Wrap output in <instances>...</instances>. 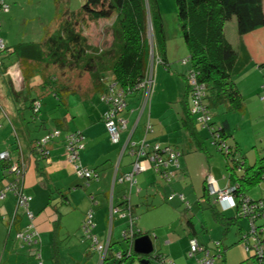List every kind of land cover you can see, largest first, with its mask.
I'll return each mask as SVG.
<instances>
[{
  "label": "crops",
  "instance_id": "0c3cea01",
  "mask_svg": "<svg viewBox=\"0 0 264 264\" xmlns=\"http://www.w3.org/2000/svg\"><path fill=\"white\" fill-rule=\"evenodd\" d=\"M168 40L169 38L167 37L165 59L169 62V67L165 68L163 65L156 67L153 85V87L155 86V91L153 90L154 95L152 92L147 102H143V95L141 94L135 98L127 99L126 109L120 113L118 112L116 115L117 121L122 123L124 121L126 124V127L120 133L119 142H121L119 144L112 143L107 126L105 125L104 116L109 109V103L107 101L105 103L104 100V104L101 103L98 105L99 110L96 111L97 113L90 114L88 112L86 121L80 125L74 121L75 116H72L71 120L69 117L70 112L68 108L70 105L69 97L71 95H67V104L65 106H60L57 97L52 93L41 92L39 90L38 94L33 96L32 89H34L35 85L42 82V78L35 76L31 84L26 85L24 81L21 80L20 82L17 59L12 56L10 58L11 60L7 61V67L3 71L4 73L0 74V105L2 107H0V115L6 119L11 116L10 120L17 133V138L14 140L13 134L9 132L10 136L0 141V152L9 150L11 160L18 164L20 162V164L25 166V171L21 177L23 191L31 196L29 210L34 213V224L41 237V243L37 248L40 249L41 256L47 260L52 258L51 254H54L53 257L59 263L57 241L60 240L61 228L64 226L62 223L64 213L68 212L69 209L75 210L78 207H83L84 216L88 211L92 210L94 213L93 236H96L101 243L106 244L109 242L111 245L113 244L112 251L116 249V246H114L115 243H121L125 230L119 233H115V231L117 227H120V231L124 229L122 223H127V227L129 226L130 216L124 212L125 204L123 203V195L126 192L128 183H121L116 178L130 171V167H126L131 162H124L127 154L133 156L130 148L125 146L127 137L131 135L133 140L143 139L145 126L148 123L153 125L152 133L146 134V139L149 142L152 144L159 143L165 146H173L181 154L179 156V167L175 165L168 167V170L173 173L171 180L165 179L153 166H148L146 170L142 171V173L145 172L146 177L142 181L136 177L137 185L135 186L138 187L133 192V194L135 193L134 196H136L133 197L132 195L134 206L132 214L135 217L133 222L135 228L141 230V234L138 235H150L148 230L150 226L143 219L154 221L155 224L152 228H159L161 230L160 233L155 230L156 233H154V236H156V244L162 246L163 241H167L168 244H175L176 240H173V231L171 230L174 224L172 220L174 213L170 209L174 210L175 207H180L183 203L186 206L189 204L187 207L190 208V201H194L195 193H197L196 199L200 202L201 199L203 201L207 197H203L206 181L205 172L207 171L208 174L215 178L220 188H226L230 184L229 177L226 176L228 182L225 186H222L219 178L213 173V171L219 173L222 170V158L218 157L217 153V150L220 149L213 143V138L212 143L217 150L213 148L211 143L205 140L204 136L206 134L203 135L201 133L202 130L200 127L208 129L211 137L212 132L209 126H206L198 120L199 114L192 116L195 122L191 124V126L197 127V139L187 130L189 124L187 122L185 123V117L188 115L189 108L193 107V100L192 97L190 98V96L186 95V84L184 86L182 79L179 78L180 72L183 73L186 67L182 61L180 63L176 62V56L171 50V45ZM182 55H184V51H182ZM173 84H175L180 92V95L175 94L174 99L168 89ZM86 86V89L82 88V91L84 90V93L82 92L83 100L88 99L90 95L95 93L92 91L89 83ZM51 96L50 101L48 97ZM35 98H39L42 102L37 111L31 108L32 100ZM219 106V108L223 107L224 109L225 107L227 109L225 105ZM34 113L39 115L37 116ZM215 115L214 121L216 125H224L223 122L227 121L229 125L228 129L232 132V126L229 120L227 118L223 121L216 120ZM31 122H34L33 131L36 134L30 130ZM48 122L53 123L51 128L47 126ZM58 125H62V131L64 132L74 130L83 131L86 136V145L80 153L81 163L94 169L98 178L86 180L85 178L77 176L74 165L67 156L66 142L63 136L48 142L46 148L49 154L46 158L42 156L43 154H40L43 152L42 148L36 149V141L48 131L58 128ZM8 129H11L10 125L5 126V130L0 133V136L8 132ZM189 130L191 129L189 128ZM216 159L219 160L220 167L215 163ZM4 167L5 163L0 161V190L5 189L15 179L9 172L5 174ZM119 183L121 184L119 185ZM199 184L200 190H198ZM80 186L85 188L86 194L78 190ZM87 186L88 189L86 190ZM177 191L182 196H179ZM6 192V197L0 201V264H13L12 261L15 264H29L28 258L31 257L25 254L24 250L29 251L30 249L28 250L26 247L22 248L17 237L18 230L24 228L28 222L27 216L24 213L26 210L24 208L18 210L17 223L9 231L7 222L15 213L16 195L11 190ZM62 194H67L68 202H64V196ZM209 202L210 204L211 202L216 203L213 198H210ZM112 205L117 207V211L111 216L110 207ZM216 205L223 212L234 209V207L224 209L221 205L217 203ZM155 214L157 218L162 219V222L156 221L154 218ZM183 218L181 222L183 227H187L184 236H186L187 240L189 239V250H191L190 243L192 239H197L200 244L208 247V243L200 242L197 236H195L197 232L193 218L185 214ZM190 219L194 223L192 224V229L189 227ZM136 220L137 223H135ZM82 235H84V232ZM83 238L84 244L89 247L85 249L84 255L81 256H86L89 264H105L106 261L104 262L103 252L99 251L94 245L92 247L90 241H85L84 236ZM152 240L154 243L153 238ZM18 245L20 251L16 250ZM162 249L168 253V255L163 254L165 260L170 259L176 264L172 258L174 250L169 251V249L159 247V250ZM29 254L34 255L31 251H29ZM153 256L154 253L152 256H146L150 260L149 263H151ZM142 257L145 258V256ZM221 258L225 259L224 263H229L226 254H223ZM37 260L39 259L37 258ZM35 263L40 264L39 261ZM195 263V261L189 260V264ZM215 264H218L217 260H215Z\"/></svg>",
  "mask_w": 264,
  "mask_h": 264
},
{
  "label": "trees",
  "instance_id": "16d2710c",
  "mask_svg": "<svg viewBox=\"0 0 264 264\" xmlns=\"http://www.w3.org/2000/svg\"><path fill=\"white\" fill-rule=\"evenodd\" d=\"M11 2L12 0H0L1 10L10 12ZM175 2L181 32L189 51V55L182 59H187V62L183 64L186 67L183 72L186 79V95L192 97L193 100L195 87L190 82V75L193 73L197 83L204 86L200 107L203 110L202 113L210 117L205 125L209 126L213 142L218 145L221 142H226V138L232 133L228 129L227 121L223 122L224 125H216L212 110L219 105H225L227 110H244V95L235 80V75L241 72L251 58L243 42L245 56L240 55L234 48L232 42L228 39L226 24L233 16H236L240 35H246L264 27V0H175ZM7 7L8 9L5 10L4 8ZM100 19H107L110 22L107 30L112 36V41L107 46L90 43L89 38L84 33L86 23L90 20L92 22ZM47 29L45 37L40 41H22L10 44L2 38L4 46L0 48V74L4 73L7 61L14 56L19 64L20 82L22 80L26 85H30L35 76H40L42 82L39 87L43 88V92L54 94L60 106L67 104L68 93L76 92L77 87L72 82H61L55 72L51 70L55 66L62 68L63 71L67 68L77 69L82 77L84 74H88V83L95 93L102 96L120 95L123 101H126V106L120 108L117 113L126 109L127 99L135 98L141 94L144 102L146 91L142 83L152 63L153 49L154 59L160 60L158 66L169 67V62L165 59L167 37L163 28L158 0H86L79 11L66 12L62 16L61 23L54 31L50 28ZM77 84L80 87L83 86L80 82H77ZM36 101L42 104L39 98H35L32 100V110L35 108L34 103ZM193 115L194 113L190 107L188 115L185 117V123L189 124L187 128L189 133L197 139V127L191 126L192 122H195ZM1 118L0 115V127L2 126ZM150 124L148 123L145 126L143 139H146V134L152 133L153 125ZM55 129H59L61 133L53 137L51 141L63 136L64 141L67 142V137L72 133H81L85 136L81 130L64 132L62 131V125H58V128L48 131L36 141V149L42 148L43 152L40 154H43L42 156L45 158L49 154L46 148L48 143L44 145L40 144L39 141ZM109 137L111 139L110 134ZM135 140L141 141L142 139ZM84 143L86 145V136ZM149 143L154 145L151 142ZM227 147V150L220 148V151L227 160V167L230 171L228 175L230 184L236 186L233 193L237 201V206L234 207L236 214L229 216L228 212H223L213 202H211L210 208L213 211L214 218L228 229V226L234 223L238 217L245 215L244 210L249 208L246 207L248 200L251 204L256 203V209L248 210L250 215H246L249 218H254L253 224H251V228L242 233L240 242L244 244L249 257L255 258L258 264H264V224L257 225V220L264 218V198H252L246 192L249 187L264 181V156L257 157L254 163H249L246 154L238 143L231 146L227 145ZM170 148L174 149L173 146H170ZM148 152L150 153L151 150H148ZM135 158L136 156L134 160ZM133 161L130 163L131 166ZM2 162L5 163L6 174L8 172L6 168L11 167L10 160ZM19 165L22 164L19 162ZM133 192L134 189L132 194ZM62 195L64 196V202H68L67 194ZM205 196L209 201L210 198L214 199L208 191L206 181L203 197ZM24 213L28 222L18 232H24L31 221L35 223V216L30 219L27 212ZM14 215L12 222H7L9 231L17 223L18 211ZM132 217L135 220L133 215ZM189 222V227L192 229L194 223L191 219ZM133 227L136 231H140L136 232L135 235L141 234V230L135 228L134 223ZM254 227L256 230L252 231ZM17 237L22 248L30 249L29 251L33 252L39 259L38 261L43 263L40 249L37 248L41 243L40 233L38 242L31 245L18 235ZM124 240L130 244L131 254L126 253L129 249L126 252L123 251L121 256L116 253V256L121 258L120 262L122 263L126 258L133 255L142 259V255L132 250V239L124 238ZM220 242L222 243V241ZM254 244L259 249L253 253L254 248L252 245ZM112 246L113 244L109 243L104 262L108 260L110 253L113 256ZM247 247L249 248L247 249ZM261 252L262 255H260ZM220 253L222 257L224 250L222 249ZM149 256H152V254ZM153 257L167 264L163 255L158 254ZM57 264L59 263L57 262Z\"/></svg>",
  "mask_w": 264,
  "mask_h": 264
},
{
  "label": "rangeland",
  "instance_id": "374dc122",
  "mask_svg": "<svg viewBox=\"0 0 264 264\" xmlns=\"http://www.w3.org/2000/svg\"><path fill=\"white\" fill-rule=\"evenodd\" d=\"M85 1L86 0H16L13 2L12 0L10 12H4L0 7V36L11 44L22 41H40L45 37V34L48 31L47 28H50L52 29V31H54L58 24L61 23L62 16H64L66 12L79 11ZM158 1L165 36L169 38L168 42L171 45V50L176 56V62L180 63L184 56L189 55V51L186 47L181 32L177 16L176 2L175 0ZM109 23L110 22L107 19H100L98 21L92 22L90 20L88 23H86L84 33L89 38V42H93V44L102 46L109 45L112 41V36L107 30ZM226 33L228 39L232 42L234 48L240 55L245 56V49L242 46V42L251 55V58L248 60L245 67L241 70L240 73L235 75V80L244 95L245 108L242 111H238L227 110L225 107L223 109V107L219 108L220 106H218L212 110V113L216 114V120L223 121L227 118L231 123L232 134L228 138H226L227 145L231 146L238 143L243 152L246 154L247 161H249V163H254L257 157L264 156V27L258 28L246 35H240L237 28V17L233 16V18H231L226 24ZM182 51H184V55H182ZM51 70L55 72L61 82H72L77 87L76 92L68 93V96L71 95L69 97L70 105L68 111L70 112V120L72 119V116H75L74 121L82 125V122L86 121L88 112L90 114H94V112L99 110L98 105L101 103L104 104V100H102L99 93H93L88 99H82V92L84 93V90L82 91V88L86 89V84L89 82L88 74H84V76L82 77L78 73L77 69L67 68L65 71H63L62 68L57 66L53 67V69ZM179 78L182 79L183 85L185 86L186 80L183 76V73L180 72ZM77 82H80V84L84 86H78ZM39 85L40 84L35 85L34 89H32L33 96L35 94H38L39 90L43 92V88L39 87ZM168 89L172 94L173 99L175 98V94L180 95V92L176 88L175 84H173L172 87H169ZM153 90L155 91V86L150 93L146 92V96L147 94H152V92L154 95ZM51 98L52 96L48 97V100L51 101ZM105 103L107 102L105 101ZM28 113L31 114V112L29 111ZM34 114L37 116L39 115L36 113ZM10 118H1L2 126L0 127V133L5 130L6 125H10L11 129H8V132L0 136V141L8 138L10 136L9 132L13 134L12 136L14 140L17 138V133L12 126ZM52 125V122L47 123V126H50V128ZM33 127L34 122H31L30 130L34 134H36V132L33 131ZM200 129L202 130L201 133H203V135L206 134L204 136L205 140L208 143H211V145L215 149L216 147L212 143L210 131L202 127H200ZM120 142L112 143L119 144ZM217 151L218 157L222 158V170L219 173H217L216 171H213V173H215L219 178L221 185L225 186L228 182L226 176L229 175L230 171L226 165V157H224V154L220 150ZM7 160H10L11 166L18 165L17 162L15 163L11 160V155ZM7 160L1 161L7 162ZM133 160L134 157L129 154H127L124 158V162H132ZM215 163L218 167H220L221 164L219 163V160L216 159ZM129 167L131 170V165L126 168ZM6 170L9 172V174L13 175L16 178V173L14 171H12L10 168H6ZM207 174L208 171L205 172V179ZM136 177H138L139 180L142 181L146 178L145 172L137 174ZM83 178H85L86 180L89 179L88 177ZM120 184L121 183H119V185ZM137 187L138 186L134 187V191H136ZM79 188L80 189L78 190L85 192L84 187L80 186ZM199 188L200 184L198 190L201 189ZM87 189L88 186L86 187V190ZM55 193L59 194L58 192ZM247 193L249 196L251 195L252 198H264V181H262L258 185L249 187V189H247ZM134 194L133 197L136 196H134ZM178 194L180 196L179 192ZM196 198L197 193H195L194 195V201H190V208H188L186 204L183 203L180 207H175L174 210L170 209V211L174 213V217H172L174 224L171 230L173 231V240H176V243L173 245L168 244L167 241H163L162 246L156 244L157 240L156 236H154V233H156L155 230L159 233L161 232V230L159 228H152L155 224L154 221H147L143 219V221H145L150 226V229L148 230L155 241V250L153 252L154 255H168V253L163 249L159 250V247L165 248L167 250L169 249V251L174 250V252L172 253V258L175 260L176 264H189V260L195 261L197 263L199 259L198 256H203V252H200L194 256H190L189 254V239L187 240L186 236H184L187 227H183L181 222L182 219H184L183 216L185 214L186 216H190L191 218H193L195 229L197 232L195 236H197L198 240L203 243H208L209 245L207 246L211 248V253L217 254L218 258L216 260L218 264H227L224 263L225 259L221 258V256L219 255V251H221L222 249L224 250V254L227 255V261L229 262L228 264H258L255 258L248 257V252L245 250L244 244L240 242L242 233L246 229L251 228V218L246 215L240 216L234 223L229 225L228 229H226V226L224 224L220 223L213 217V212L210 208L209 200L207 198H204V200L202 201L201 199L200 202ZM91 214L94 223V213L92 210L88 211L85 216L83 207H78L75 210L69 209L68 212L64 213L62 220L64 226L61 228L62 231L59 237L60 240L57 241V246L59 249V264H89L88 258L81 255H84L83 253L84 251H86L85 249L89 247L88 245L84 244L83 236L86 239L85 241H90V245L93 247V240L85 233L83 228V220L87 216L89 217ZM227 214L229 216L235 215L236 210L231 209ZM154 218L156 219V221L162 222V219L157 218L156 214L154 215ZM135 223H137V220L135 221ZM126 224L127 223H122V227H124V229H121V231L120 227H117L115 233L123 232L127 227ZM259 224H264V218L257 220V225ZM107 228L109 229L108 225ZM83 232L84 235H82ZM220 241H222V245ZM217 243H219L221 247H217ZM114 246H116V249L112 251L113 256L110 253L105 264H120L121 258L117 257L116 253L120 251L126 252L129 249L130 244H128V242L123 238V240L121 239V243L117 242L114 244ZM16 250L20 251L19 245L17 246ZM24 252L31 257L28 258L29 264H34V262L38 261L35 255L29 254V251L24 250ZM252 252L254 253L255 251L253 250ZM53 256L54 254H51L52 258H50L49 260H47L45 257H42L43 264H57V260ZM170 261L172 262V260L167 259V262ZM12 263L15 264L14 261H12ZM121 264L144 263H142L141 259H139L137 256L133 255L132 257L126 258ZM148 264L164 263H162L160 260L155 259V257H152L151 263Z\"/></svg>",
  "mask_w": 264,
  "mask_h": 264
},
{
  "label": "built area",
  "instance_id": "2783aa9c",
  "mask_svg": "<svg viewBox=\"0 0 264 264\" xmlns=\"http://www.w3.org/2000/svg\"><path fill=\"white\" fill-rule=\"evenodd\" d=\"M5 10L8 9L4 8ZM4 46V41L2 38H0V48ZM152 63L148 69V73L146 75V78L144 82L142 83L143 87L145 88L146 92H151L153 88V84L155 81V69L157 65L159 64L160 60L154 59V49L152 50ZM187 62V59L182 60V63L185 64ZM190 82L192 85H194V97H193V107L192 112L194 114H199V121L203 124H207L210 120V117L207 115H204L202 112V108L200 107V102L203 96L204 92V86L197 83L195 75L191 73L190 75ZM146 92L144 95L145 101L147 102L149 99V96ZM103 100L107 101L110 104V108L106 111L104 119L106 122V126L108 129V132L111 136V140L114 143L119 142L120 140V133L123 128L126 127L125 122L120 123L116 120V115L118 114L117 111L126 106V101H123V98L120 95H104L102 96ZM40 102L36 101L34 103L35 110L37 111ZM1 125V123H0ZM151 127V126H150ZM61 131L59 129L53 130L52 133L46 135L41 141H39L40 144H47L49 141L52 140L53 137L59 135ZM85 136L81 133H75L71 134L67 137L66 142V151L67 156L69 160L73 163L76 173L79 177H88V178H98L97 173L95 170L90 169L87 166H83L80 162V152L85 147ZM126 145L128 148H130L131 154L136 158L133 161L132 169L126 173H124L119 178H116L117 181L128 183V189H126V192L124 193V198L128 199L130 195L132 194V191L134 189V186L137 185V178L136 174L139 172H142L148 168V166H153L157 171H159L163 177L167 180H171L173 173L168 170V167L170 165H175L176 167H179V156L181 152L176 149L170 148V146L161 145L159 143L151 145L147 139H142L141 141H135L132 139L131 135L127 137ZM214 143V142H213ZM219 147L227 150V144L225 142H221ZM152 148V149H151ZM137 149V150H135ZM148 150H151L149 153ZM10 157V152L8 150H3L0 152V160H7ZM12 171L16 173V178L13 180V182L9 183L5 189L0 190V201L3 200L6 197V194L8 190L13 191V193L16 195V209L15 213L20 208H24L27 212V215L30 219L34 218V213L29 210V201L31 200V196L27 195L23 191V182L21 181L22 174L24 172L25 166L24 165H13L10 167ZM206 183L208 185V191L212 197H214V201L221 205L224 209L235 207L237 206V201L234 196V191L236 189V186L232 184H228L226 188H220L217 185V182L215 178L208 174L206 177ZM182 196V194H180ZM248 200V199H247ZM246 208L244 210L245 215L248 214V210L256 209V203H250V201H247ZM117 211V207L112 205L110 207L111 216L114 214V212ZM15 216V215H14ZM13 218V217H12ZM12 218L9 220L12 222ZM251 218V217H250ZM254 218H251V224H253ZM134 219L132 216H130L129 220V228L124 231L123 238L126 239H133L134 234L136 232H140L139 230L136 231L133 227ZM94 226L93 220H92V214L85 219L83 222V228L84 231L91 239L93 240V245L101 252H103V259L106 256L107 249L109 246L108 243H101L96 236H93L92 234V228ZM256 228H252V231H255ZM17 235L24 239L28 244H34L38 242V230L36 229L34 223L31 221L24 232H18ZM191 250H190V256L197 255L200 252H203V256L199 257L197 263L195 264H215V260L217 259V254L211 253V248L205 247L204 245L200 244L197 239L191 240ZM254 248V251L256 252L259 247L254 244L252 245ZM217 247H220L219 243H217ZM250 247V246H249ZM247 247V249L249 248ZM126 253L128 255L131 254V249H129ZM122 252H118V255L121 256ZM220 255V251H219ZM262 255V252L261 254ZM40 264H43L40 262ZM167 264H174L173 262H167Z\"/></svg>",
  "mask_w": 264,
  "mask_h": 264
},
{
  "label": "water",
  "instance_id": "95a60500",
  "mask_svg": "<svg viewBox=\"0 0 264 264\" xmlns=\"http://www.w3.org/2000/svg\"><path fill=\"white\" fill-rule=\"evenodd\" d=\"M124 195H123V203L125 204L124 212L128 213L129 216H132L133 207H134L132 203L133 194H131L128 199H125ZM132 250L139 255L145 256V258L143 257L141 259V262L144 264H148L150 260L146 256L151 255L155 250L151 236L149 234H144V235L134 234L132 239Z\"/></svg>",
  "mask_w": 264,
  "mask_h": 264
},
{
  "label": "clouds",
  "instance_id": "9594fccd",
  "mask_svg": "<svg viewBox=\"0 0 264 264\" xmlns=\"http://www.w3.org/2000/svg\"><path fill=\"white\" fill-rule=\"evenodd\" d=\"M158 66V65H157ZM155 73H156V70H155ZM154 85V84H153ZM153 89V88H152ZM150 97V96H149ZM149 101V100H148ZM227 144V142H225ZM215 144V143H214ZM216 145V144H215ZM219 145V144H218ZM217 145V146H218ZM218 148L220 149L221 147L218 146Z\"/></svg>",
  "mask_w": 264,
  "mask_h": 264
}]
</instances>
